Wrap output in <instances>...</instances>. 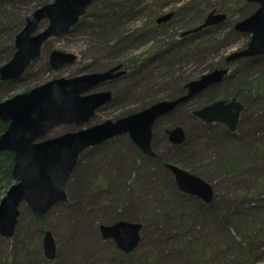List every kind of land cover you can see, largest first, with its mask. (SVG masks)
<instances>
[{
    "label": "rangeland",
    "instance_id": "1",
    "mask_svg": "<svg viewBox=\"0 0 264 264\" xmlns=\"http://www.w3.org/2000/svg\"><path fill=\"white\" fill-rule=\"evenodd\" d=\"M53 1H0V67L14 56L27 18ZM256 6L248 0H94L68 33L44 44L21 78L0 77L1 102L56 78L122 66L121 78L93 90H109L113 97L87 125H60L47 139L115 121L151 101L175 99L184 83L229 70L221 82L157 122L153 147L159 160L144 154L128 134L86 149L65 187L66 202L40 214L44 218L20 206L15 234L0 236V264H264V55L227 60L248 45L251 35L235 27ZM213 10L227 19L183 36ZM54 50L77 59L53 70ZM232 99L244 105L235 131L193 115ZM177 126L187 136L181 145L165 135ZM164 163L210 183L213 201L182 193ZM122 220L142 224L141 241L128 254L114 240H104L100 229ZM47 232L56 242L54 259L45 255Z\"/></svg>",
    "mask_w": 264,
    "mask_h": 264
},
{
    "label": "water",
    "instance_id": "2",
    "mask_svg": "<svg viewBox=\"0 0 264 264\" xmlns=\"http://www.w3.org/2000/svg\"><path fill=\"white\" fill-rule=\"evenodd\" d=\"M93 1L54 0L37 8L15 38L14 56L0 67L1 79L21 78L32 62L41 56L44 44L51 38L68 33L86 14ZM250 2H256L258 9L239 21L235 28L250 34L251 39L246 48L229 55L228 61L264 55V0ZM172 15L160 17L157 23L166 22ZM226 19V14L213 10L201 26L183 33V36L223 23ZM44 21H47V25L42 28ZM76 59L74 53L54 50L50 63L53 70H58L73 64ZM121 68L118 65L104 72L56 78L0 102V120L8 124L7 130L0 136V151L14 154L12 174L15 180L0 202V236L12 237L15 234L23 203L34 214L40 215L67 201L65 187L86 149L128 134L144 154L154 157L152 140L156 121L221 82L229 72L228 69H215L188 82L185 86L187 92L183 96L158 101L115 121L106 120L45 139L60 125L78 128L87 125L113 97L109 90H93L110 80L121 78L125 74ZM243 110L244 105L236 99L218 100L195 110L193 115L207 124L222 123L235 131ZM168 133L169 140L175 145H181L186 140L185 131L180 126L170 129ZM166 166L182 193L196 196L205 203L213 201L214 190L210 183L177 165L168 163ZM100 229L104 240H114L126 254L134 251L141 241L140 223L122 220L112 225H101ZM44 251L48 259L56 257L57 247L51 232H47L44 238Z\"/></svg>",
    "mask_w": 264,
    "mask_h": 264
},
{
    "label": "trees",
    "instance_id": "3",
    "mask_svg": "<svg viewBox=\"0 0 264 264\" xmlns=\"http://www.w3.org/2000/svg\"><path fill=\"white\" fill-rule=\"evenodd\" d=\"M185 86L186 84L184 83L183 92L181 93L182 95L185 92ZM150 103L152 104L154 103V101H151ZM148 104L141 105L138 109L135 110H141L143 108H146L145 106H147ZM7 127L8 124L0 120V136L7 130ZM156 159L159 160L158 158ZM13 166H14V154L8 151H0V202L4 197V195L7 193V191L9 190V188L15 182L12 174ZM39 217L44 218V215H39Z\"/></svg>",
    "mask_w": 264,
    "mask_h": 264
},
{
    "label": "flooded vegetation",
    "instance_id": "4",
    "mask_svg": "<svg viewBox=\"0 0 264 264\" xmlns=\"http://www.w3.org/2000/svg\"><path fill=\"white\" fill-rule=\"evenodd\" d=\"M248 2H250V0H248ZM250 3H252V4H256L257 6L255 7V9L253 10V12L252 13H250L247 17H249L251 14H253L257 9H258V4L256 3V2H250ZM165 15V14H164ZM164 15H162V16H164ZM161 16V17H162ZM168 115V114H167ZM167 115H165V116H163V117H166ZM162 118V117H161ZM161 118H159L158 120H157V122L161 119ZM200 120V119H199ZM157 122H156V124H157ZM155 124V125H156ZM165 135H166V138L169 140V133H168V130L166 131V133H165ZM154 137H155V127H154V129H153V141H154ZM153 141H152V145H153ZM170 141V140H169ZM153 150H154V147H153ZM154 158H160L159 157V155H156V157H154Z\"/></svg>",
    "mask_w": 264,
    "mask_h": 264
},
{
    "label": "bare ground",
    "instance_id": "5",
    "mask_svg": "<svg viewBox=\"0 0 264 264\" xmlns=\"http://www.w3.org/2000/svg\"><path fill=\"white\" fill-rule=\"evenodd\" d=\"M46 25H47V21H44L43 23H42V28H45L46 27ZM45 26V27H44ZM35 62V61H34ZM33 63V62H32Z\"/></svg>",
    "mask_w": 264,
    "mask_h": 264
}]
</instances>
